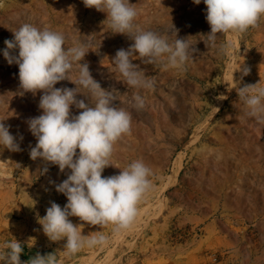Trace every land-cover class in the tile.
Instances as JSON below:
<instances>
[{
    "label": "rangeland",
    "instance_id": "obj_1",
    "mask_svg": "<svg viewBox=\"0 0 264 264\" xmlns=\"http://www.w3.org/2000/svg\"><path fill=\"white\" fill-rule=\"evenodd\" d=\"M129 2L142 28L174 40L173 24L176 38L191 45L183 71L133 58L154 79L152 90L129 87L115 69L116 51L134 41L111 33L106 13L86 8L82 0H0V120L20 146L16 152L0 146V250L16 240L26 251L21 261L55 253L58 264H264V124L245 115L235 89L236 81L240 87L264 86V20L242 36L217 34V44L232 45L227 55H219L204 43L210 26L203 0L199 5L193 0ZM26 22L63 33L66 47L74 39L89 41L92 47L80 63H88L102 88L116 89L114 104L131 113V134L117 142L113 166L102 177L119 174L135 160L153 173L152 189L129 229L113 232L111 224L92 226L69 217L83 224V235L109 238L103 246H85L74 255L64 249L66 240L50 241L38 223L50 202L62 208L67 203L55 185L70 174L30 158L37 140L27 121L42 114L43 93L21 95L19 67L3 56L4 41L14 39L10 29ZM240 66L249 69L247 75ZM55 87L75 85L65 80ZM134 92L146 97L144 109L133 107ZM77 99L90 104L83 95ZM81 111L71 106L72 115Z\"/></svg>",
    "mask_w": 264,
    "mask_h": 264
},
{
    "label": "clouds",
    "instance_id": "obj_2",
    "mask_svg": "<svg viewBox=\"0 0 264 264\" xmlns=\"http://www.w3.org/2000/svg\"><path fill=\"white\" fill-rule=\"evenodd\" d=\"M82 2L86 8L106 13L104 22L111 33L126 35L134 41L127 49H118L112 58L115 69L129 87L152 90L155 86L154 79L146 77L145 71L132 62L134 57L166 70L185 69L191 45L187 39L176 38L178 30L173 24L169 32L174 30V40L160 31L142 28L136 22L139 12L129 0ZM193 2L199 5L201 0ZM203 3L210 26V32L204 34V43L215 48L219 55H227L232 45L230 42L217 44V34L242 36L264 20V0H203ZM10 30L14 39L4 41L3 56L9 65L19 67L20 94L43 93L38 105L42 114L27 121L29 131L37 140L30 149V158L57 165L61 173L70 170L67 179L55 185L56 191L67 197V203L62 208L50 202L46 215L38 217V223L50 241L66 240L64 249L69 255L85 246H103L108 236L83 235L80 230L83 224L75 225L69 217H78L92 226L111 224L113 232L127 230L135 222L138 205L152 189V169L142 160H135L119 174L102 177L104 169L113 166L110 160L117 142L131 134V113L114 104L118 100L116 89L102 88L91 75L88 63H80L92 47L89 41L74 39L71 46L66 47L69 41L63 33L50 26L27 22ZM16 50L18 55L13 54ZM239 71L247 75L249 69L240 66ZM65 80L75 88L55 87ZM239 83L236 81L235 89L245 115L264 124V86L259 82L240 87ZM78 94L88 98L90 104L77 99ZM132 100L136 110L145 108L146 97L139 92L133 93ZM73 105L82 110L78 115H72ZM3 121L0 120V146L20 151L16 137L9 131L10 126ZM43 171L47 172V168ZM23 251L20 242L7 243L0 250V264H58L55 253H37L28 261H21Z\"/></svg>",
    "mask_w": 264,
    "mask_h": 264
},
{
    "label": "crops",
    "instance_id": "obj_3",
    "mask_svg": "<svg viewBox=\"0 0 264 264\" xmlns=\"http://www.w3.org/2000/svg\"><path fill=\"white\" fill-rule=\"evenodd\" d=\"M25 253H26V251H25V249H24L23 253L21 254V257H23Z\"/></svg>",
    "mask_w": 264,
    "mask_h": 264
}]
</instances>
